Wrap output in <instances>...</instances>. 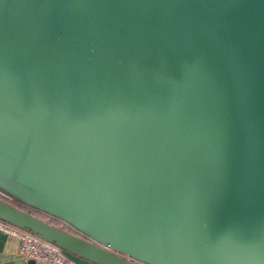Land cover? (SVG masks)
Segmentation results:
<instances>
[{
    "label": "water",
    "instance_id": "1",
    "mask_svg": "<svg viewBox=\"0 0 264 264\" xmlns=\"http://www.w3.org/2000/svg\"><path fill=\"white\" fill-rule=\"evenodd\" d=\"M0 190L92 264H264V0H0Z\"/></svg>",
    "mask_w": 264,
    "mask_h": 264
},
{
    "label": "built area",
    "instance_id": "2",
    "mask_svg": "<svg viewBox=\"0 0 264 264\" xmlns=\"http://www.w3.org/2000/svg\"><path fill=\"white\" fill-rule=\"evenodd\" d=\"M0 230L19 239L17 253L26 264H77L72 255L58 246L1 219Z\"/></svg>",
    "mask_w": 264,
    "mask_h": 264
},
{
    "label": "crops",
    "instance_id": "3",
    "mask_svg": "<svg viewBox=\"0 0 264 264\" xmlns=\"http://www.w3.org/2000/svg\"><path fill=\"white\" fill-rule=\"evenodd\" d=\"M19 242L18 238L11 237L0 230V264H26L17 253ZM79 262L77 264H92L85 260Z\"/></svg>",
    "mask_w": 264,
    "mask_h": 264
},
{
    "label": "trees",
    "instance_id": "4",
    "mask_svg": "<svg viewBox=\"0 0 264 264\" xmlns=\"http://www.w3.org/2000/svg\"><path fill=\"white\" fill-rule=\"evenodd\" d=\"M0 198L5 199V198H3V197H1V196H0ZM17 206L21 207L23 210H25V211H27V212H29V213H31V214H33V215L39 217V218H42V219H44V220H46V221H49V222L53 223V224L56 225V226H59V227H62V228H64V229H66V230L72 231L71 229H69V228L66 227L65 225L61 224L59 221L54 220V219H51L49 216L44 215V214H42V213L39 212V211H36V210H34V209H32V208H27V207H25V206H20V205H17ZM73 257H74V259H75L76 262H79L80 260H82V259H80L79 257H76V256H73ZM79 263H80V262H79Z\"/></svg>",
    "mask_w": 264,
    "mask_h": 264
},
{
    "label": "flooded vegetation",
    "instance_id": "5",
    "mask_svg": "<svg viewBox=\"0 0 264 264\" xmlns=\"http://www.w3.org/2000/svg\"><path fill=\"white\" fill-rule=\"evenodd\" d=\"M12 202H15V203H18V204L21 205V202H19V201H17V200H12ZM41 213L44 214V215L49 216L51 219H54V220L59 221L60 223H63L66 227H69V229L74 230V231H76V232H79V231H77L75 228L71 227V225L67 224L65 221H62V220L58 219L57 217H55V216H51V215H48V214H46V213H44V212H41Z\"/></svg>",
    "mask_w": 264,
    "mask_h": 264
},
{
    "label": "rangeland",
    "instance_id": "6",
    "mask_svg": "<svg viewBox=\"0 0 264 264\" xmlns=\"http://www.w3.org/2000/svg\"><path fill=\"white\" fill-rule=\"evenodd\" d=\"M0 196L1 197H3V198H6V200H8V201H12V200H14V197L12 196V195H10L8 192L6 193L5 191H3V190H0ZM13 198V199H12ZM61 224H63V223H61ZM64 225V224H63ZM69 228V227H68ZM27 264H34V262L33 261H29Z\"/></svg>",
    "mask_w": 264,
    "mask_h": 264
}]
</instances>
